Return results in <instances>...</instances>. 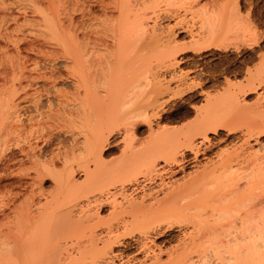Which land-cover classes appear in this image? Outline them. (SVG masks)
<instances>
[{"label":"bare ground","instance_id":"1","mask_svg":"<svg viewBox=\"0 0 264 264\" xmlns=\"http://www.w3.org/2000/svg\"><path fill=\"white\" fill-rule=\"evenodd\" d=\"M12 1L17 3V8H13L15 11L17 9L22 11L23 14L26 13L25 10L27 7L25 4L28 3V1L26 3L23 2L25 4L21 7L19 6L21 3L19 0ZM42 1L46 3V9L49 11L47 15H44L41 10L37 9L35 4L33 9L36 10L37 14L41 15L42 28L39 31L43 29L40 34L42 35V33H44L46 37V39H43V34V40H41L44 43L43 45L41 43L38 44L39 41L36 43L33 39L29 40V43H26L25 34H21L20 38L14 40L9 39V33H7L8 28L3 26L4 23L6 24L9 22L6 21V16L8 17L9 15H7V13L5 14V11L9 8L6 9V1H4L6 2L4 3L3 0H0L1 18L4 17L5 19L4 23L2 20L0 21V39H4L7 43H11L16 53L19 52V45L21 43L23 45L26 43L25 46L27 47V50L24 51L23 48L25 46H22L23 48L21 47L23 52L35 51L37 52L36 54L39 53V55H37L38 57L35 56L36 54L34 55L38 58L37 60L29 57L31 61H33L32 64L29 65L28 62H26V66V63L24 64V62L21 61L16 66L17 71L14 80L18 81H16V83H19V89L16 87H14V89L16 88L18 91H16V89H13L14 91L10 90L11 94L13 93L14 95H7L6 97L8 98L3 97V99H1L2 97L0 96V194L2 195L3 192L7 194V191L14 192V186H17L18 189L20 188L23 193L25 191L24 194H26V196H23L21 191H17L20 196L22 195L21 197H24L21 200L18 199L20 200V202L17 201L18 204L15 202V199L19 195L15 192L10 193V196L13 194L12 197L8 195L9 192L7 194L8 196L3 193L5 195L2 196L4 199H0V219L6 220V222L2 221L3 223L0 220V264H113L114 258L121 256V253L118 255L113 253L115 250L114 248L124 243L122 240L123 237L117 232L122 229L125 234H127L126 231L128 230L126 229L128 228V224L131 226V224H135L138 219V222L141 224H146L148 229L144 228V234L139 239H137V237L134 243L136 254H144L149 251L148 241H145L148 239V235L150 233L157 234L155 228H151L152 231H150L149 228L154 224H162L163 221L166 222V220H163L164 217L167 221L170 217L174 219L177 218L176 221L183 217L188 218L186 221L189 220L193 224H201L199 227L200 229L196 230V233L197 231L200 232L201 229L203 232L201 231V235L198 232L199 236L197 237L202 236L200 239H204L208 243H204V240H198L199 238L197 241L200 243H198L200 245L203 243L207 244V247L205 245H203V247L205 246L206 249L209 247L207 250L212 248V250L215 251V253H213L214 255L216 254L222 257L221 253H226V255L234 261L233 264H264V253H262L264 247H259L264 244L261 242V240L264 242V145L259 144L255 151H249L251 149V140L258 142L260 140L259 137L264 133V111L259 109V102H257L255 106H247L242 105L239 101L241 95L250 94L258 88L264 89V87H262L264 83V67L261 66L258 69L262 67L263 69L253 74H248L249 77H246L248 79H246L244 84H227V90L221 95L217 97L207 95L205 107L194 109L196 120L185 126L182 130L172 132L169 129L163 128L158 133V135L165 139L164 143L162 141V144L158 140V146L163 147V149H159V147L154 144L153 146L147 144L142 148L133 150L132 140L135 133L140 130L142 123H148V130L151 131L152 122L149 120L151 116L158 120L165 119L161 111L163 109L160 108H163L161 106L166 103L167 99L161 102L157 97L160 95L163 96L167 89V93L171 91L169 90V82L176 80L175 85H177V88H175L174 91L172 89V94L174 95L178 90L182 91L184 89V91H187L195 87L194 83L189 85V83H186V80L183 78L181 79V77L180 79H176L177 76L174 74H172V77L170 75L171 78L169 79L170 81L167 80L168 83L164 80L165 77L164 79L162 78V80L160 78L163 77L161 74L162 72H159L162 70L160 67L166 64L163 66L164 68L170 65L169 68H174L177 54L174 49V55L172 52L168 54L170 51H168V53L166 50L160 51L168 47L166 46L168 45L166 40H169L167 38L169 34L163 38L162 33H170V35L171 33L175 34V29L180 30L183 29V27L180 23H178L181 26L180 28L178 24H174V27H166V29H164L165 27L161 28L162 26L158 27V19L161 20L162 16H165L159 12V9L158 11L156 10L157 3H155V1L158 0ZM15 2L13 3L16 4ZM36 2L37 1H35V3ZM31 4L28 3L29 8L32 7L30 6ZM28 9L26 10L27 12ZM8 12L10 13V10ZM16 12L20 13L18 11ZM31 12L32 14L35 13V11ZM17 15L15 16L17 17ZM22 16L24 15H21V17ZM25 16L23 17L24 20L26 18ZM208 16L209 15L205 17L206 21L210 20ZM9 17L7 20H11L10 23L13 22V24L15 23L16 25L19 22L18 19L21 18L19 16V18H16L14 15H12L10 19ZM167 17V19L171 18L170 16ZM147 20H154L152 22L154 24L151 28H149V24L147 25ZM220 22L222 23L221 20ZM212 38H214V35ZM21 39L25 42L21 41ZM203 39L201 40L202 42ZM207 39V42H209V38ZM195 41L200 42L199 40ZM203 43H201L202 47L208 44ZM27 44H29V46ZM195 45V48L199 46L198 43ZM170 47L171 46H169L168 49L172 48ZM23 56L20 59L24 61L25 57ZM170 58L173 62L169 60ZM153 60L154 63H156L155 65L158 66L161 64V66L157 67L156 71L158 68L161 70L159 69V71L156 72L155 69H151L152 65L148 66L150 63L153 64ZM60 62L65 63L66 75L72 79L71 91L68 89L65 92V89H58V87H56L58 81L62 79L61 74L58 72L59 68H57L59 65H57V63ZM61 65L63 66V64ZM155 65L154 68H156ZM146 66L147 68L150 67L149 71L145 68ZM166 71L167 70L164 72ZM164 72L163 74H165ZM169 72L167 75L170 74ZM22 82L25 84L23 85ZM39 82L40 84L43 82V84L39 86ZM179 87H181V90L178 89ZM163 90H165L164 93ZM176 90L177 92H175ZM179 93L182 94L184 92H178L177 94ZM43 96H45L44 100L42 98ZM260 98H262V96L258 97L257 101H259ZM218 104L230 108L233 114L230 116L216 114L213 110ZM223 129H226L229 133L238 132L239 135L237 138L242 141V144H238L239 146L236 148L232 146L230 150L218 151V153L215 154L214 161L209 160L203 163L205 165H202L200 169L198 168L193 176L188 177V179L182 183L183 185L178 184L180 186L176 185L178 186L177 188L175 187L172 190L169 189L170 191L166 193V196L163 194L165 197L162 196L163 200L161 197V201L153 196L154 193H151V189L147 193L144 191L142 195H140L139 200H136L137 197H135V199L130 197V200H127L126 203L123 202L125 205L123 203V205H121V202L118 204L115 199L117 192L116 194L114 193V197L111 195L113 201L115 200L120 207L119 212L116 210L115 212L113 211L120 215L119 217L115 216L118 217V219L115 218L117 220H114V222L117 221L115 223L117 225L109 227L110 224L108 225V221L111 220L100 221L99 224L101 223V225H104L103 222L105 221V225H108L106 226V229H108L105 231L103 227L101 228L102 232L100 231V234L97 232H90V234L88 233L89 235H84V232L88 231H86L85 226H89V228H87L90 230L93 229L92 231H94L98 223L97 222L96 225L94 223L90 224V221H85L87 218L86 216H84L85 219L84 217L82 219H84L83 221H85V223L88 222L89 225L82 223V220L76 222L75 219L77 220V218H75L72 220L73 222L71 221L70 226L75 221V225L79 224L76 227L74 225L76 230L75 228H71L73 226L70 228L74 231L69 230L70 228L67 230L66 227L68 224H64L66 219L64 218V221L60 219V216L63 218L68 214L66 213L67 211L59 213V216L55 214V216L53 213L54 210L51 211L53 205L47 204L49 206L48 208H51L47 212V206L43 207V202H41V204L36 195L42 192L40 185L43 178L49 176L54 180V186L60 189V193L65 194L66 191L61 192L64 190L62 188L69 187L71 194L68 195L67 193V197L70 196L71 199L75 198V202L78 203L76 200L77 197L80 198L82 196L83 198L86 197L85 201L87 200V205H85V207L90 204H95L96 206L98 204L101 205L102 202L99 203L101 201L99 199L102 198V194L107 190H102V188L107 186L111 180L114 181V179H116L115 181H118L121 179L122 175L121 178H119L120 176L116 178V176L118 174L120 175L123 169L126 174H128V178L133 176V178L128 179L127 185L130 187V190L135 192L139 190L142 185L141 181L138 179L139 176L145 181L149 180L155 182V179L162 180L164 176L184 172L186 164H198L200 162L199 158L202 155H206L213 145H215L208 139V135L212 133L216 138H220ZM120 132L123 134L121 135V140H123L124 143V151L122 150V153L125 155L124 158L126 159L124 167L122 165V169L120 168L114 171L115 173L113 172V174L111 172L112 175L109 177L111 180L108 178V182H106L107 180L105 179H95L92 181L89 178L90 180L88 183L92 181L89 187H85L86 183L84 185L86 188L85 191L77 192L80 186L78 187L77 184H75L72 176L74 172L72 173L71 170L73 167L72 164L69 165L71 162L70 158L73 157L72 152H75L77 148H81L80 150H82V152L84 149L86 155L91 156L89 160H93L92 162L94 166L96 165V168L93 167L97 170L99 168L98 164L101 161L98 159L101 157V147L104 141L110 135ZM151 134L150 136H154L152 131ZM61 135L64 136L63 139L60 138L62 137ZM150 139L152 140V137H150ZM160 144L162 146H160ZM81 146H84V148ZM60 147L68 148L67 154H69L68 151H70L72 157H69L70 155L67 156L64 152L62 153L65 155L60 156ZM13 148H16L15 150L18 152V158L15 157V155L13 156V151H15ZM47 148L49 149V154L45 152ZM46 155L48 157L43 159ZM75 155L77 156L78 154ZM189 155H191L190 158H188ZM59 160L61 161V169H58L60 167L56 169V161L59 162ZM158 161H161L163 165L159 166ZM16 164H18V167L14 169ZM24 165H27V167L25 166L24 168ZM85 165L88 166L87 163L84 164V166ZM84 166L85 172L87 169V176L85 177H88L91 171H89L90 169L88 170L87 166ZM124 170L122 174L125 173ZM126 170H128V172ZM131 172L132 174H130ZM92 173H90V175H93ZM125 175H123L125 179L123 177L121 180L127 181V176ZM21 177L22 179L26 177L29 181L24 183ZM220 179H225V182L223 184L222 182L216 183ZM73 184L77 186L74 187L75 190L77 189L76 191L72 188ZM125 187L126 186L122 185V193L126 192V189H124ZM56 188L54 189L56 190ZM83 189L82 187V190ZM97 191L98 195L101 197H99V199L96 198L99 202L96 203L97 200L95 199L93 203H90L89 197ZM55 193L57 192L55 191L52 194ZM106 194L107 193H105V195ZM38 195L41 196V194ZM108 195L109 194H107V196ZM124 195L120 196L123 201L128 199H124ZM6 196L8 199L5 200ZM2 197L0 196V198ZM52 197L55 198V195L50 196V198ZM48 200L49 199L46 201ZM82 207L85 209L84 212L87 211V207L85 208L81 205V209ZM89 207L92 208L91 206ZM58 208L60 207L58 206ZM82 210H79V213ZM46 212L48 216L53 213L55 218L51 215L50 220H52V217L55 220L58 218L60 220V225L55 224L53 226L52 224H48V219L50 217L47 218V215H45ZM84 212L82 211L83 214ZM82 213L79 214L80 217ZM144 215H148L147 217L149 218H146ZM159 215L162 220L158 218ZM75 216L77 217V215ZM145 218L146 221H144ZM88 219H90V217ZM78 220H80V218ZM158 220L161 221V223L158 222ZM43 221L44 224H41ZM62 221L63 224L61 223ZM150 221L152 223H150ZM189 221H187L188 224L190 223ZM206 224H208L207 228H205ZM217 224H226V227H228V224H240L241 227L236 225V230L237 232L239 231L235 233L236 236L232 234L235 237H237L238 234L239 238L230 235L231 231L229 230L231 228H227L229 230H226L228 232L225 234V230L221 229L222 225L218 227ZM64 225L67 230L66 232H69L67 233L69 235L63 237L65 241L63 242L64 246L60 247L58 244L49 246L47 245L48 242L44 243V238L46 237L43 236L50 237V239H47L52 241L53 239L50 233L59 232V234L56 235L58 238L55 237V243H57V241H59L58 239L63 235V232H65V228H62ZM235 225L232 229L235 228ZM55 227H58L56 228L58 231L50 230L49 232V228ZM238 228L241 229L238 230ZM59 229H63V232H60L61 230ZM137 229L138 227H135L134 230ZM262 230L263 232H261ZM82 234L85 238H83L84 236H82ZM75 235L79 236L77 237ZM90 235L91 237H89ZM224 235H230V237L232 236L234 238L233 240L231 237V240L229 237L231 241L228 242V244H230L229 246L226 243L227 241L225 242L227 244V246L225 245L227 247L226 249L224 245H222V243H224ZM226 237L224 239L228 238ZM67 238H71L70 241L68 240L69 244L66 242ZM82 238L85 239V241H83ZM256 238L260 239L258 243ZM41 239L43 242H41ZM73 239L76 241H73ZM80 239L83 242L80 241ZM241 241L243 244L240 243ZM52 242H54V240ZM101 242L106 243H102L100 246L99 243L101 244ZM192 242L193 244L195 243L193 240ZM259 242L262 244L260 245ZM199 244L197 247L200 249L201 246ZM98 245L100 248H98ZM186 247L188 248V246ZM195 247L196 246L192 249ZM187 248L184 249L185 253L182 252V256L187 254L185 255L186 258L191 252H188ZM259 248H262L261 252ZM207 250L205 252H207ZM193 251L195 250H192V252ZM196 251H198V249ZM112 253L113 255H111ZM198 253L197 255L202 254L203 256L205 254L204 251L202 253L199 251ZM147 255L149 254L147 253ZM158 256H160V254H158ZM158 256L157 258L155 257L156 259H154L152 264H164ZM182 256L179 258L181 261L178 259L175 264L178 261V264L185 263V261L182 262L181 258H184ZM203 256L199 258H203ZM203 260L205 259L203 258ZM144 261L145 260H143V262ZM192 262L190 263L193 264ZM137 263L141 264L142 262L138 261Z\"/></svg>","mask_w":264,"mask_h":264},{"label":"rangeland","instance_id":"2","mask_svg":"<svg viewBox=\"0 0 264 264\" xmlns=\"http://www.w3.org/2000/svg\"><path fill=\"white\" fill-rule=\"evenodd\" d=\"M4 1H6L7 3ZM27 1H28V3L33 4V5L32 4L30 5L32 7L29 8L28 3H26ZM35 1H37V2L35 3ZM35 1H33V0H21L20 1L19 0V2L22 3V4L20 3L19 6L21 7L25 3L27 4V5L25 4L27 9L28 8L33 9V7L36 6L37 9L41 10L44 15H47L49 11L46 9V3L43 2L42 0L41 1L39 0V2H38V0H35ZM151 1H153V0H151ZM3 2L6 4H8L10 2L9 4H12V5L8 4L9 7H8V5L5 4L6 9L9 8L8 10L5 11V14L7 13V15L10 16V17L8 16L9 19L12 17V15H14V17H16L15 15L21 13L20 15H17V17H16V18H19V17H21V15L25 16L27 14L25 16L26 17L25 20L23 19L24 16H22L21 18L18 19L19 22L16 25L15 23L13 24V22L10 23L11 20H7V18H8L7 16H6V21H9V22H7L5 24L4 23L5 19H4V17L1 18L2 15L0 13V21L2 20L4 23L3 26L8 28L7 33H9V39L14 40L16 38H20L21 34H23V35L25 34L24 36H26V38H25L26 40L25 39L24 40L26 41V43H29L30 42L29 40L33 39V40H35L36 43L39 41L38 44L41 43L43 45L44 43L41 40L46 39V37H45L44 33H42V35L40 34L41 31H43V29L41 31H39L42 28V26H41L42 21L40 18L41 15L37 14L36 10H34V9L33 10L28 9L29 13L26 11L27 10L26 9L25 14H23L22 11H19L16 9V11L20 12V13H17L13 9V8H17V3L15 1L3 0ZM13 2H15L16 4H14ZM23 2H25V3H23ZM155 3H157L156 4V10L158 11V9H159V12L166 16V17L162 16L161 20L158 19V21H157L159 23L158 27L162 26L161 28L165 27L164 29H166V27H172V26L174 27V24L180 23V25L183 27V29H180V30L175 29L176 30V31H174L175 34L171 33V35H170V33H167V34L162 33L163 38L169 34L168 35L169 37H167L169 40L168 41L166 40V42L168 44L166 46H168V47L166 49L163 48L160 51L162 52V50H164V51L166 50L167 53H168V51H170L168 53V54H170L171 52L173 53V51L175 50V52L177 53L176 58H175L176 64L174 65L175 67L169 68L171 66L170 65L169 67L167 66V68H164L163 66H165L166 64L165 65L163 64V66H161V64L157 66V65H155L156 63H154V60L152 61L153 64L150 63V64H148V66L152 65L151 69L153 68V69H155V71H156L157 67L161 66L160 68H162V70L160 68H158L157 71H159V69L161 70L159 72L160 73L162 72L161 74L163 77H160V78L162 80V78L164 79V77H165L164 80H166L167 83H168L167 80H169L173 76L172 74H174L175 76H177L176 79L177 78L180 79V77H181V79L183 78L184 80H186L185 82L189 83V85L194 83L195 87H193L191 90H187V91L186 90L184 91V89L182 87L183 90L182 91L178 90V92H184V93L177 94L178 92L176 90L175 92H177V93L174 92L175 93V95H174L172 93H173L174 89L177 88V85H175L176 80H173V81L169 82L170 88L168 87L169 90H171L170 91L171 93L169 91L167 93L168 89L166 88L167 89L166 93H164L165 90H163V93H164L163 96L158 94L160 96L157 97V95H156L158 100H160L161 102H163L164 100L167 99L166 103L161 106L163 108L159 107L160 109H163L161 111H162V114H163L165 119L164 120H158L157 118H155V117L153 118L152 116L149 119L152 122L151 123V131H152V133H154V136H150L151 131L148 130V128H149L148 123H142L140 130L135 133V136L132 140V147L134 148L133 150H137L139 148H142L147 144L148 145L151 144L152 146L154 144L157 147H159L158 146L159 145L158 140L161 144H162V141H163V143L165 141V139L162 136L158 135V133L163 128L169 129L172 132L182 130L185 126L193 123L196 120V114L194 112V109H196V108L201 109V108L205 107V105H206L205 99H206L207 95L216 96V97L221 95L224 91L227 90V88H228L227 84H229V85H238L240 83L244 84L246 82V79H248L246 77H249L248 74H253L256 71L263 69V67H264V0H158V1H155ZM34 4H35V6H34ZM9 10H10V13L8 12ZM11 10L12 11L14 10L13 13ZM31 11H35V13L32 14ZM147 12H149V11H147ZM207 15H209L208 19L210 18V20H207L208 22L205 20V17ZM167 16H170L171 18L167 19L168 18ZM220 17H221V19H220ZM220 20L222 21V23L220 22ZM153 21L154 20H151V21L147 20V25L149 24L148 25L149 28H151L152 25L154 24V23H152ZM218 21H219V23H218ZM180 25H179V28L181 27ZM176 28H178V27H176ZM28 34H30V35H28ZM43 34H44V38H43ZM213 35H214V38H212ZM27 37H28V42H27ZM207 38H209V40H210L209 42H207V40H208ZM194 39L199 40L200 42H197ZM202 39H203L204 43L201 41ZM21 41H23V39H21ZM21 41H20V43H21ZM25 41H23V42H25ZM194 41L199 44V46H197V48L200 47L199 49L195 48V46H196L195 44H197V43H195ZM26 43H24V44L26 45ZM36 43H34V44H36ZM201 43H203V44L208 43V44H206L205 46L202 47ZM25 45H23L21 43L19 45L20 46V48H19L20 53L19 52L16 53L15 52L16 50H14L15 48H13V45L11 43H7L6 40L0 39V89H1L0 90V96L2 97V98L0 97L1 99H3V97L5 98L7 95L9 96L11 94L10 90L14 91L16 88L19 89V87H18L19 83L17 84L16 83L17 80H14L15 79L14 76H15L16 71H17L16 66L18 65V63L21 61L24 62V64L26 62H28V64L30 65L33 63V61H31V59H34V60L38 59L36 57H38L37 55H39V53L36 54L37 52H35V51H33L34 54L32 51L31 52H28V51L23 52L24 50H27V47ZM27 45L29 46V44H27ZM22 46L23 47L25 46L26 49H25V47L23 48ZM169 46H171L172 48L170 47L171 49H168ZM21 47L23 48V51H22ZM28 50H29V47H28ZM175 52L173 53V55L175 54ZM21 55L22 56L25 55V56H23V57H25V60H27V59H29V60L23 61L22 59H20L22 57ZM27 55H28V58H27ZM171 56H172V54H171ZM169 60L172 61L171 58ZM61 64H63V66ZM64 64L65 63H63V62L57 63V65H58L57 68H59V70L58 69L57 70L61 74L62 79H60L58 81V84L56 85V87H58V89H63V90L65 89L64 91L66 92V90H68V89H69V91L72 90V87H71L72 79H70L66 75L67 74L66 68L64 67L66 65H64ZM25 65L27 66V63ZM154 65L156 68H154ZM261 66H263V67L261 69H258ZM145 68H147V66ZM149 68L150 67L147 68L148 69L147 71H149ZM151 69H150V71H151ZM164 69L167 71L164 72L165 71ZM163 72L165 74H163ZM168 72L170 73L169 75H167ZM170 75H171V77H170ZM22 84L24 85L25 83L22 82ZM42 84H43V82L41 84L39 82V86H41ZM151 85H153V84H151ZM14 87H16V88L14 89ZM262 87H264V83L262 84ZM180 88L181 87H179L178 89H180ZM172 89H173V91H172ZM16 91H18V90L16 89ZM263 91H264L263 88H261V89L258 88L256 91L251 92L250 94L241 95L239 97V101L242 105H247V106H255V104L257 102H259L260 104L258 103V105L260 106V108L259 107L258 108L260 110L264 111V92ZM11 95H14V94L12 93ZM15 95H16V93H15ZM153 96H154V94H153ZM169 96H170V98H169ZM261 96H262V98H260L259 101H257L258 97H261ZM6 98H8V97H6ZM42 98L44 100L45 96H43ZM161 102H159V103H161ZM213 111L216 114L223 115V116H230L233 114V111L230 110V108H228L222 104L216 105ZM121 132H122V130H121ZM121 132L110 135L104 141L103 146L101 147V153H100L101 157H100V159H98L99 161L101 160L100 163L98 164L99 168L97 167L99 169V170L97 169L98 171L95 170L96 165L94 166V163L92 162L93 160H89V158L91 159V156L90 155L87 156L85 153L86 151L84 152V149H83V152H82V150H80L81 148L80 149L77 148V150H75L76 153L72 152L73 154L74 153L78 154L77 156L74 154L78 160L80 159L78 161L74 157L73 154H72L73 157L70 155L71 154L70 151H68L69 154H67L68 148H64V147L59 148L61 150V152L59 150L60 156L61 155L63 156V155H65L64 153H66L67 156L70 155L69 157H72V158H70L71 162L69 161L70 162L69 165L72 164V167H73L71 170H72V173L74 172L72 176H73V180H74L75 184H77L78 187L80 186L79 191L76 189L77 192L85 191L87 186L89 187L90 183H92V181L95 179L96 180H101V179L107 180L110 177V175L113 174L114 171L119 170L122 167V165L124 167V165H125L124 163H126V159L124 158L125 155H123V153H122V150L124 151V149H123L124 143H123V140H121V137H122L121 135H123ZM238 135H239L238 132L229 133L226 129H223V131L220 135V138H216L215 135L210 133L208 135V139L211 141V143H214L215 145H213L211 150H209L206 155H202L199 158L200 162L198 164H186L184 172H178V173L173 174V175L164 176V178L162 180L155 179V182L149 181V180L145 181L141 176H139L138 179L141 181L142 185H141V188L135 192L130 190V187L127 185L128 179L133 178V176H130L128 178V176H127L128 174H126L125 170L123 169L125 173L122 174V171H123L122 170L120 175L118 174L116 176V178H118V176H120L119 178H121V175L123 178L124 177L123 175L126 174L125 176H127L126 177L127 181L121 180L122 178L119 180L117 179L118 181H115L116 179H114V181H115V183H114V181L109 178V180H111V182H109V184L107 186L102 188V190L107 189L108 192H107V190H105V192L103 191L104 193L102 194V198L98 195V191L94 192L89 197L90 203H93L96 198L99 199V197H100L101 199H99V200H101V201L99 202L98 199H96L97 200L96 203L102 202L103 204L101 203V205L98 204L96 206L95 204L94 205L90 204V205L86 206L87 207L86 208L85 205H87V200L85 201L86 197L83 198L82 196L80 198L77 197L76 200L78 201V203L75 202V198L71 199L70 196L67 197L69 194H71L70 188L69 187H63L62 189H64V190L61 189L62 190L61 192H65V191L66 192H65V194L60 193V189L56 188V186H54V180H52V177H49V176L44 177L42 182H41L40 187L42 188L43 193L40 192V193H37L36 195L38 196L40 203L43 202V204L41 203L42 205H44L43 207L47 206V208H48L49 206L47 204L53 205L54 208L53 207H52V209L48 208L47 212L51 209V211L54 210V212H53L54 215L58 214V216H59V213H62L63 211H65V212L67 211L66 213H68V214L66 216H64L63 218H61L62 216H60V219H62L63 221H64V218L66 219L64 221V224L69 225V227H68V225L66 227L67 230L71 226H73L71 228H75L76 226H78L79 224L75 225L76 224L75 221L76 222L81 221V220L83 221L85 219L84 216H86L87 218L85 219V221L86 220L90 221L91 222L90 224L94 223L96 225V223L97 222L98 223L96 225L97 230L94 229V231H92L93 229L92 230L88 229L89 226H85L86 228L84 227V224L89 225V223L88 222L85 223V221H83L82 222V223H84L83 227L86 229V231L88 230L87 232H84L85 230L83 231L84 235H87L88 233L90 234V232H97L98 234H100V231L102 232V229H101L102 227H103V230L105 231L108 229V228L106 229V226H108L109 224H110L109 227L117 225V224H115L117 221L114 222V220H117L118 217L120 216L119 213H117V212H119V209H120V207H119V205H117V203L119 204L121 202V205H123V204L125 205L127 200H130V197L132 199H135V197H137L136 200H139L140 195H142V193L144 191H146V193H147L151 189H152L151 193L152 194L154 193L153 196L155 198H157L158 200H160V198L162 196H164L163 194H165V196H166V193H168L173 188H175V187L177 188L178 186L183 185L182 183L185 180H187L188 177L193 176L195 174V172L198 170V168L200 169V167H202V165H205L203 163H206L209 160L214 161L215 160V154L218 153V151L219 152H220V150L226 151L227 149L230 150V149H232V146H233V148H236L237 146L242 144V141L239 138H237ZM150 137H152V140L150 139ZM153 137H154V140H153ZM60 138L63 139L64 136H62ZM259 138H260V140L258 142L251 140V142H250L251 143L250 144L251 149L249 150L250 152L255 151L258 148L259 144L264 145V133ZM161 144H160V146H162ZM53 147H55V146H53ZM81 147L84 148V146H81ZM15 149L16 148H13V150H15ZM159 149H163V147H159ZM47 150H48V152H47ZM47 150L45 152L47 154H49V149L47 148ZM16 151L17 150L13 151V156L15 155V157L18 156V154H17L18 152H16ZM62 152H64V153H62ZM47 157L48 156L46 155V157L43 159H46ZM190 157H191V155L188 156V158H190ZM60 163H61L60 160H59V162L56 161V165H57L56 169L61 166ZM86 163L88 164V166L87 165L84 166V164H86ZM158 165L162 166L163 163L161 161H158ZM25 166L27 167V165H24L23 167L25 168ZM83 166L84 167L87 166L88 170L90 169L89 171H91V172L88 171L89 172L88 177H85V176H87L86 175L87 169L85 168L86 169V172H85ZM17 167H18V164L15 165L14 169ZM58 169H61V167ZM126 171L128 172V170H126ZM111 172H112V174H111ZM90 173H92L93 175H90ZM130 174H132V172ZM90 176H92V177H90ZM89 178L92 180V181H90V183H88V181L90 180ZM222 178H224V177H222ZM21 179H22V177H21ZM124 179H125V177H124ZM22 180L24 183L29 181L28 178L26 179V177H25V179H22ZM106 182H108V180ZM112 182H113V184H112ZM219 182H222V184H223L225 182V179H222V180L220 179L216 183H219ZM104 183H105V181H104ZM85 184H86V186H85L86 188L84 187ZM178 184H180V185H178ZM24 185H26V184H24ZM105 185H106V183H105ZM122 185L126 186L124 188V189H126V192H124V193H122V191H121ZM176 185H178V186H176ZM77 186L73 184L72 188L77 187ZM82 187L84 188L83 190H82ZM54 188H56V190ZM18 190H19V192L21 191L20 188L18 189L17 186H14L13 191L19 195V193L17 192ZM54 190L57 193L58 192L59 193L58 194L57 193L52 194L55 192ZM69 190H70V192H69ZM73 190H75V188ZM118 190L121 192H119ZM8 192L9 191H7V194H8ZM14 192L10 191L8 195L10 196V193H14ZM116 192H117V195L115 196V199H116L117 203L115 200L113 201V197L116 194ZM3 193H2V195L0 194L1 197L7 195L6 193H4L5 195ZM21 193L23 196H26V194H24L25 191H24V193L21 191ZM67 193H68V195H67ZM105 193H107L109 195L107 196V194L105 195ZM38 194H41V196H39ZM50 194L52 196L55 195V198L54 197H52L53 199L50 198V196H51ZM121 194L122 195L125 194L124 199L125 198H128V199L123 201L122 197L120 198V196H122ZM12 195L10 197H12ZM47 195H48V197H47ZM103 195H105V196H103ZM111 195H113V197ZM7 196H6L5 200L8 199ZM21 196L19 195L16 197L15 202L17 204H18V202H20L21 199L24 198ZM38 198H37V200H38ZM0 199H4V197H2ZM18 199H20V200H18ZM45 199L46 200L49 199V200L46 201ZM50 199H51V201L52 200L53 201L51 202ZM81 199H83V200H81ZM106 199H107V201H106ZM162 200H163V197H162ZM80 201L83 204H81ZM83 201H85V202H83ZM123 202H125V203H123ZM80 204L82 206H84L87 209V211L84 212L85 209H83V207H82V209H83L82 210ZM114 205H116V206H114ZM58 206L60 208H58ZM89 206H91L92 208H90ZM68 209H70V210H68ZM79 210H82L84 212V214H86V212H87L88 215L87 214L84 215L82 213V211H80V213H82L81 217H80ZM115 210L117 211L116 213H114ZM47 212L45 215H47ZM69 212H71V213H69ZM49 213H51V212H49ZM53 213L51 215L54 217ZM66 213H63V214H66ZM51 215H49V216L47 215V218H49ZM60 215H62V214H60ZM75 215H77V217ZM88 216L90 217V219H88L89 218ZM115 216H118V217H115ZM147 216H145V217L149 218ZM53 217H52V220H50L51 217L48 219L49 220L48 224H52L53 226L55 224H59L60 220L57 217H56L57 219L55 220V219H53ZM83 217H84V219H82ZM152 217H153V215H152ZM47 218H46V220H47ZM75 218H77V220ZM79 218H80V220H78ZM115 218H117V219H115ZM139 218H141V217H139ZM146 218H145V220L144 219L143 220L146 221ZM158 218H160V220H162L160 215ZM74 219H75L74 223L70 226L71 221ZM173 219H174L173 217H170L169 220L167 221V219H165V217H164L163 220H166V222L163 221L162 224H154V225L152 224L153 226H151L149 229H150V231H152V229L155 228V231L157 232V234L150 233L147 237L148 239H146V240L144 239L146 242L148 241L147 243L149 246V251H147L144 254L143 253L136 254V252L134 250L135 249L134 243L136 242L137 239L142 237V235L144 234V228L148 229V227H146V224H141L140 222H138V220H139L138 219L135 224H131V226L128 224V228L126 229V230H128V231H126L127 234H125L124 230H122V229H121V231L117 232L121 237H123L122 240L124 241V243H123V245H118L116 248H114L115 250L113 251V253L116 255L121 253V256L114 258L113 264H124V263L125 264H139V263H137L138 261L142 262L141 264H143L145 262H146L145 264H149V263L152 264L154 259L157 258L158 254H160V256H158V257H159V259L162 260V263H164V264H167V263L168 264L169 263L175 264V262L183 255L182 252L185 253L184 249L187 248L186 246H188V248H187L188 252L189 251H191V252L189 253L190 255H188L187 258L185 256L187 254L182 256L185 258V259L181 258L182 262L185 261L184 264H189L194 259L195 260L192 262L193 264L194 263L195 264H233L234 261L231 260L228 257V255H226V253L224 254V252H222L221 253L222 257H221V256H218L216 254L214 255L213 253H215V251H213L211 247H210L211 248L210 250H207L209 247L206 249L205 246L207 244H204V243H208V242H206L204 239L203 240L205 242L204 243L202 242L203 243L202 245L199 244L200 242L197 241V239L199 238L198 240H202V239H200L202 236L201 237H197V236H199V233L201 235V233L203 231L201 229L200 232L197 231V233H196V230L200 229L199 227L201 226V224L200 225L193 224L189 220H187L190 222L188 224V222L186 221V219H188V218H183V217H182L183 220L180 219V220L176 221L177 218H175L174 220ZM103 220H111V221H108V225H105V221L103 222L104 225L103 224L101 225V223L99 224V222L100 221L102 222ZM2 221L6 222V220H1V222ZM63 221L61 222L62 224H63ZM185 221H186V223H185ZM45 222H47V221H45ZM158 222L161 223V221H159V220H158ZM79 223H81V222H79ZM150 223H152V222L150 221ZM167 223H169V224H167ZM41 224H44V221ZM106 224H107V221H106ZM74 225H75V227H74ZM207 225L208 224H206L205 228L208 227ZM221 225H222V227H221ZM234 225L235 224H228L227 225L228 227H226V224H219L218 227H221V229H224L226 232L225 234H227L228 231H226V230H229L227 228L232 229V227H234ZM236 225H235V228H233L232 230L231 229L229 230V231H231L230 235H232V234L235 235V233L237 232ZM260 225H262V224H260ZM197 226H198V228H197ZM237 226L241 227L240 224H238ZM58 227L49 228V232H50V230L56 231L57 230L56 228H58ZM63 227L65 228V225L62 226V228ZM135 227L136 228L138 227V229L134 230ZM195 227H196V229H195ZM260 227H262V226H260ZM66 228L64 229L65 232H63V229L62 230L59 229V230H61L60 232H63V235L62 236L60 235L61 237H60V239H58L59 241H57V243H55L56 242L55 240H56V238H58L56 235L59 234V232H57V233L55 232L56 234L54 232H52L53 234L50 233V236L54 240V242H52L53 240L51 241V240L47 239V238L50 239V237L43 236V237H46V238H44L45 239L44 243L48 242L47 245H49V246H53L56 244H58L60 247L64 246L63 242H65V241H64L63 237L69 235V234H67L69 232H66L67 231ZM71 228L69 230H71ZM90 228H93V227H90ZM98 229H99V231H98ZM146 229H145V232H146ZM190 229L192 232L190 231ZM203 229H204V227H203ZM239 229H241V228H238V230ZM75 230H76V228H75ZM263 230H264V228H263ZM263 230L261 232H263ZM222 234H224V233H222ZM84 235L82 234V236H84ZM230 235H226L228 238L224 235L227 239H224L225 237H223L224 243H222V245H224L225 249L227 248L226 246H227L228 242H231L230 238L232 236H234V235H232L230 237ZM260 235H261V233H260ZM75 236H77V235H75ZM82 236H80V237H82ZM89 237H91V235ZM237 237L239 238L238 234H237ZM237 237H235V238H237ZM83 238H85V236ZM232 238H231V240H232ZM70 239L71 238H69V239L67 238L66 242L68 243L70 241ZM86 239L88 240L87 236H86ZM190 239L195 241V243L193 244L192 240H190ZM256 239H257L256 241L258 243V240H260V239L259 238H256ZM261 239H263V238H261ZM233 240H234V238H233ZM73 241H76V240L73 239ZM80 241H82V240L80 239ZM83 241H85V239H83ZM104 241H107V240H104ZM41 242H43L42 239H41ZM49 242H51V243H49ZM58 242H60V243H58ZM261 242L264 243L262 240H261ZM102 243L104 244L106 242H101V244L99 243V245L101 246ZM196 243H198L201 246V248H200L201 250L197 247L198 244H196ZM240 243H242V241ZM246 243H247V240H246ZM262 243L259 242L260 245ZM259 244H257V245H259ZM99 245H98V248H100ZM203 245H205V246L203 247ZM229 245L230 244H228V246ZM194 246H196L197 248L195 247L196 249L195 248L192 249ZM262 246L264 247V244L259 246V247H262ZM202 248H203V250H202ZM197 249H198V251H196ZM204 249H206L207 252H205L206 250H204ZM261 249H260V252L262 251ZM192 250H195V251L192 252ZM199 251H200V253H202L204 251V253H205L204 256L202 254L197 255V253ZM263 251H264V249H263ZM263 251H262V253H264ZM188 252H186V253H188ZM113 253L111 255H113ZM147 253L149 255H147ZM191 253H194V254H191ZM206 253H208V254H206ZM146 255H147V257H146ZM206 255L208 256L209 260H208ZM200 256H203V258L206 260V262H205V260H203L202 257H201L202 259L199 258ZM205 256L207 259L205 258ZM172 257H173V259H172ZM189 257H191V258H189ZM143 260H145V261L143 262ZM186 260L187 261L191 260V261H188V263H187ZM179 261H181V260L179 259ZM178 262L176 264H178Z\"/></svg>","mask_w":264,"mask_h":264}]
</instances>
